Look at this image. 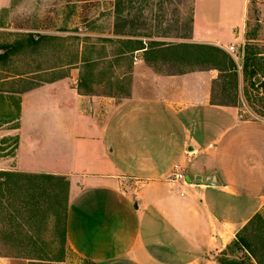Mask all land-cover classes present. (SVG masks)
Returning <instances> with one entry per match:
<instances>
[{
    "label": "crops",
    "instance_id": "obj_1",
    "mask_svg": "<svg viewBox=\"0 0 264 264\" xmlns=\"http://www.w3.org/2000/svg\"><path fill=\"white\" fill-rule=\"evenodd\" d=\"M227 1L238 13L232 5L211 21L195 0L189 44H239L247 6ZM150 52H136L123 97L83 93L68 78L17 93V116L3 124L17 123V143L0 171L67 182L65 246L82 262L217 264L263 205L264 121L212 104L218 71H155ZM176 167L184 181L172 180Z\"/></svg>",
    "mask_w": 264,
    "mask_h": 264
},
{
    "label": "rangeland",
    "instance_id": "obj_2",
    "mask_svg": "<svg viewBox=\"0 0 264 264\" xmlns=\"http://www.w3.org/2000/svg\"><path fill=\"white\" fill-rule=\"evenodd\" d=\"M7 1V6L0 9V53L6 51L4 47L17 42L26 45V36L38 45L8 51L7 58L0 61V158L11 156L17 143L15 135H9V130L17 123L3 125L17 116V93L63 76L78 83L82 74L86 87L79 91L126 96L134 57H143L142 53H128L130 46L124 44L126 40H142L146 45L159 42L161 47L189 44L195 4V0H122L127 6L122 17L139 24L134 30L127 27L125 34L129 36L126 37L114 35L116 0ZM243 1L247 6L240 27L243 38L234 45L239 57L238 64L235 63L236 78L232 73H222V79L214 86V99L235 101V105L229 107L236 109L239 120L264 121V91L252 86L251 77H246L243 70L244 65L252 64L253 60L264 68V0ZM232 5L237 14L239 2L198 0L199 15L211 21L223 19L226 8L232 9ZM41 36L49 39H40ZM183 51L186 54L181 57ZM183 51H163L144 57L147 63L154 65L155 71L166 73L211 67L210 62L201 64L192 58L191 49ZM81 56L96 65L83 69L79 62ZM245 57L250 60L245 61ZM161 61L167 67H161ZM253 80L256 84L264 82V74ZM64 182L67 183L65 180L60 184L41 182L45 193L37 191L35 198L29 201L22 190L0 194V256L27 258L28 264H87L63 242L68 199ZM258 215L261 221L254 218L247 230L241 232V228L225 248L214 254L217 264L218 260L226 264H256L236 243V237L240 234L245 240L258 244L264 232V201Z\"/></svg>",
    "mask_w": 264,
    "mask_h": 264
},
{
    "label": "trees",
    "instance_id": "obj_3",
    "mask_svg": "<svg viewBox=\"0 0 264 264\" xmlns=\"http://www.w3.org/2000/svg\"><path fill=\"white\" fill-rule=\"evenodd\" d=\"M127 9V6L124 5V2L122 0H116L114 4L113 14H114V35L119 36H129L128 34H125V29L129 27L130 29H136L139 24H135L133 21H129L126 17H122V14L124 10ZM193 16V15H192ZM190 24L192 25V17L190 19ZM190 34H191V28H190ZM135 36V35H134ZM131 36V37H134ZM53 38V37H50ZM40 39H49L48 36H41ZM124 44H127L130 46V49L127 51L128 53H134V52H140L147 53L148 51H153L151 54L155 55L158 53H161L163 51H183L186 49H191L192 53H189V55L194 58L198 63L205 64L207 62L212 63L211 67L205 68V69H213L218 71L220 74L219 77L213 82L212 85V91H211V102L214 105L218 106H233L235 105V101H216L214 99V86L218 84L219 80L222 79L223 76L222 73L228 72L229 74L232 73L233 77L236 78V65L235 62L229 58V56L226 54L225 51H223L220 48L214 47V46H207V45H195V44H179V45H171V46H165L161 47L162 44L159 42H151L149 45H146L142 40H126ZM38 44H36L30 36H26V45H23V42H17L13 46H6L4 49L6 50L4 53H0V61H3L8 56L9 53L13 51H18V49L27 47H35ZM153 46V48L151 47ZM173 47V48H171ZM151 48V50H149ZM169 48V49H168ZM193 50H197V53H194ZM123 53V52H122ZM186 54V51L182 52V56L184 57ZM171 56V55H170ZM245 61H249V57H245ZM79 62L83 65V69L86 70V68H92L96 64L94 62H89L88 60L84 59L82 56L79 60ZM248 63V62H247ZM262 69H261V68ZM131 70V68H130ZM245 76H250L252 79V86H258L264 91V82H260L259 84H256L253 79L255 77L260 76L261 74H264V68L259 63H255V60H253L252 64L247 65L245 64L243 67ZM177 72H184V71H177ZM64 77V76H63ZM63 77L56 78L52 81L61 79ZM84 76L81 74L78 81V89L80 90L83 87H86L84 84ZM224 84V81H223ZM32 89V88H31ZM89 89V88H88ZM90 91L86 92L89 93ZM221 92H224V85L223 88H221ZM17 111H18V101H17ZM49 181H54L60 184V182H63V179L61 178H54L51 176H44V175H26V174H19V173H13V172H2L0 171V194L2 193H8L13 194L18 191H23L25 193V197L29 201L30 199L35 198V193L37 191L42 190V193H45V189L42 188L41 182L46 183ZM22 182L26 184H22ZM64 185L67 189V183L64 182ZM13 187V188H12ZM23 201V200H22ZM24 202V201H23ZM25 203V202H24ZM257 219L261 221V217L258 214H255L251 220L247 223L245 227L242 228L241 232L247 230L248 226H250L253 223V219ZM262 237L259 238L258 244H253L252 242H249L245 240L243 237L237 235L236 237V243L239 245L240 248L247 251L249 256L253 258L256 264H264V232L262 233ZM63 242L65 243V229L63 230ZM5 257V256H0ZM25 260H28L27 258H22ZM37 260V259H36ZM38 260H42L39 259ZM219 264H226L225 262H222L221 260H218Z\"/></svg>",
    "mask_w": 264,
    "mask_h": 264
},
{
    "label": "built area",
    "instance_id": "obj_4",
    "mask_svg": "<svg viewBox=\"0 0 264 264\" xmlns=\"http://www.w3.org/2000/svg\"><path fill=\"white\" fill-rule=\"evenodd\" d=\"M226 53L231 56L232 60L238 64V52L235 50L233 46H230L226 49ZM180 169L178 167L175 168L174 174L172 176V180L174 181H184V176L179 173Z\"/></svg>",
    "mask_w": 264,
    "mask_h": 264
},
{
    "label": "water",
    "instance_id": "obj_5",
    "mask_svg": "<svg viewBox=\"0 0 264 264\" xmlns=\"http://www.w3.org/2000/svg\"><path fill=\"white\" fill-rule=\"evenodd\" d=\"M198 179H200L199 177H197ZM198 179H197V181H198ZM186 181V180H185Z\"/></svg>",
    "mask_w": 264,
    "mask_h": 264
}]
</instances>
